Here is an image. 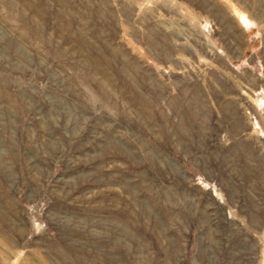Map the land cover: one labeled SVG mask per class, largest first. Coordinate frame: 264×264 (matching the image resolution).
<instances>
[{"label":"rangeland","instance_id":"rangeland-1","mask_svg":"<svg viewBox=\"0 0 264 264\" xmlns=\"http://www.w3.org/2000/svg\"><path fill=\"white\" fill-rule=\"evenodd\" d=\"M0 264H264V0H0Z\"/></svg>","mask_w":264,"mask_h":264}]
</instances>
